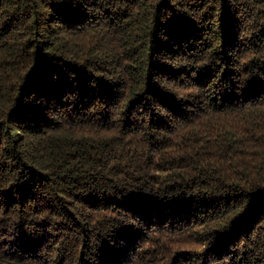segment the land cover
Wrapping results in <instances>:
<instances>
[{"label": "trees", "instance_id": "16d2710c", "mask_svg": "<svg viewBox=\"0 0 264 264\" xmlns=\"http://www.w3.org/2000/svg\"><path fill=\"white\" fill-rule=\"evenodd\" d=\"M0 264H264V0H0Z\"/></svg>", "mask_w": 264, "mask_h": 264}]
</instances>
